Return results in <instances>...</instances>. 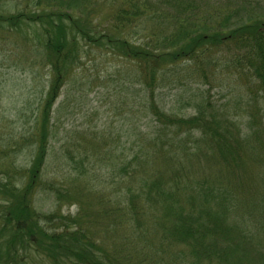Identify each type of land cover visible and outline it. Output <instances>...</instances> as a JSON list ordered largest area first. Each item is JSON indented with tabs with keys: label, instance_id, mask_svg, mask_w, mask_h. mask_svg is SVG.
I'll return each instance as SVG.
<instances>
[{
	"label": "trees",
	"instance_id": "16d2710c",
	"mask_svg": "<svg viewBox=\"0 0 264 264\" xmlns=\"http://www.w3.org/2000/svg\"><path fill=\"white\" fill-rule=\"evenodd\" d=\"M213 1L210 7L215 13L206 20L193 16L200 10L198 0L181 5L173 0H32L33 15L24 17L29 23L27 32L20 21L22 15L4 16L0 5V40L25 32L27 40L38 44L36 53L48 76L31 109L35 124L0 142V264L1 257L6 260L4 264H17L30 247L63 264H132V258L133 264H164L167 258L168 264L172 260L175 264H212L213 259L242 264L240 258L231 261L235 249L226 247L238 239L244 222L251 224V216L264 209V192L246 204L234 180L246 178L249 184L263 185L253 165H264V111L250 104L229 114L209 105L211 83H199L196 75L207 81L204 66L219 46L230 43L248 55L257 51L254 62H243L252 66L255 78L252 99L264 95V23L249 18L226 29L225 22L218 20L219 13L228 10V0ZM102 4L109 8L104 16H100ZM38 7L41 11L35 14ZM171 10H178L177 15L167 14ZM143 15L154 24L178 20L177 33L158 28L167 47L158 42L153 25L146 43L151 48H133L127 30ZM80 44L85 46V53L99 46L109 55L133 58L144 65L141 73L146 82L140 83L139 96L141 100L144 96L146 111L142 117L132 116L135 123L130 122L129 143L113 138L110 143L70 145L67 136L54 137L49 127L52 115L46 116L47 112L62 94L71 73L68 70L77 67ZM28 61L32 67L38 63L35 59L13 63L16 67ZM132 78L138 81V77ZM23 106L29 108L32 103ZM16 112L23 113V108ZM236 115L247 118V131L240 127V120L237 124ZM110 131V127L103 129L105 134ZM13 142L30 146L25 166L10 159L16 152L9 144ZM106 150L112 152L107 154ZM49 151H53L52 161L47 164ZM47 165L59 175L52 181L56 187L45 186L48 190L44 188ZM106 165L114 169L109 179L100 172ZM70 171L75 174L73 179L68 176ZM84 176L85 182L80 183ZM93 180H99L101 186H90ZM75 188L80 191L74 193ZM37 189L47 190L55 199L78 201L79 206L82 190L93 192L101 204V216L96 219L109 231L126 236L123 257L118 256L119 248L92 250L88 244L95 245L75 236L78 228H66L69 224L79 226V220H69L61 213H39L31 198ZM142 207L144 220L137 223L135 216ZM162 213H172L178 219V223L169 224V231L161 228ZM259 214L264 220V214ZM137 232L140 248L134 246ZM16 237L22 241L15 248Z\"/></svg>",
	"mask_w": 264,
	"mask_h": 264
},
{
	"label": "rangeland",
	"instance_id": "374dc122",
	"mask_svg": "<svg viewBox=\"0 0 264 264\" xmlns=\"http://www.w3.org/2000/svg\"><path fill=\"white\" fill-rule=\"evenodd\" d=\"M31 1L0 0V5L4 10L2 15H22L20 21L24 27V31L27 32L29 31V26L28 28L25 26L29 23L27 24L24 17H31L33 15L30 11ZM173 1L178 5L183 3L189 4L190 2V0ZM198 1L200 2V10L198 14L193 16L210 20L208 15L215 13V10L211 11L210 7V5H214V1ZM227 3L229 4L228 10L219 13L220 20H218L225 22L226 29H233L249 18H256L264 23V0H228ZM165 4L167 3L165 2ZM40 11L41 8L38 7L35 10V14L40 13ZM108 11V6L102 4L100 16L106 15ZM177 13L178 10H171L167 14L175 16ZM153 25H155V31L159 37L158 42L165 47H167L168 42L163 41L164 39L159 34L158 28H163L169 33H177L179 29L178 20H173L171 23L168 22L166 25L160 21H156L154 24L147 16H140L136 22L131 23L130 28L127 30V38L132 42L130 44L134 46L133 48H151V45L148 46L146 43L151 33L150 27ZM25 32H21L18 37L8 36L0 40V75L3 77L0 79V142L23 131L22 129L25 127L28 128L35 124L31 122V120L33 121L31 119V109L38 98L41 87L46 86L48 82V76L43 73L44 65L41 57L36 53V46L38 44L27 40ZM79 46L82 52L77 67L75 70H68L71 73L67 76L68 79H65L61 89L62 94L58 97L52 108L50 107L46 115H52V124H49V127L52 128L54 137L56 135L58 137L67 136L70 139V145L83 143L84 141H90V143L98 142V144H101V142L105 143V141L110 143L113 141V138H121L119 140L121 143H129L128 135L131 131V123H135V119L132 116L142 117L146 111L143 104L144 96H142V100L139 96L140 90L143 87L140 83L146 82L145 80L143 81L144 74L141 73L144 65L133 60V58L127 59L117 55H109L108 50L101 49L99 46H95L91 50V53H89L90 51L85 53V46L83 47L82 44ZM257 58V51L248 55L241 48L230 43L219 46L213 57L208 60L210 63L204 66L207 81L196 75L199 83H211L208 97L209 105H213L215 108H222L229 114L240 112L245 106H250V104L264 111V95H255L252 99L251 89L255 85V78L251 74L252 66L249 67L246 65L248 64L247 62H243L249 59L254 62ZM29 59H35L38 63L33 67L31 66L32 61L24 62L21 65L17 64V68L14 66L13 61H25ZM132 77H138V81L135 82ZM252 92L254 91L252 90ZM31 103L32 106L29 108L23 106L24 104L30 105ZM18 107L23 108V113L16 112ZM38 112L40 118L38 117L39 120L36 122L37 128L42 125L41 109H38ZM191 112L190 110L189 113ZM235 119L237 120V124L239 120L241 121L240 127L242 129L248 130L246 117L236 115ZM117 124L119 125L116 126ZM109 127L111 128L110 133L105 134L103 129L108 130ZM58 143L61 144L62 141H58ZM9 144L12 150H16L10 159L16 164L25 166L26 161L24 158L31 153L30 146L19 142ZM105 152L109 154L112 151L106 150ZM52 154L53 151H49L47 164L52 161ZM254 156L257 157L255 154ZM92 160L94 161V158ZM91 163L97 167L92 161ZM251 165H253V162ZM245 166L246 169L249 168L248 165ZM253 167L254 169L258 168V179L263 185L249 184L246 178L239 179L236 177L234 180L235 187L242 190L243 202L246 204H249L247 203L249 200L256 201L254 196L264 192V165H253ZM113 170L112 166L106 165L100 172L102 176L104 175L109 179L111 177L109 173ZM118 175L123 178L124 174L120 173ZM58 176V173L51 166L47 165L44 178L48 185H44V188L47 189V187H53V185L56 187V183L52 181L53 178ZM68 176L73 179L75 174L70 171ZM86 178L85 176L80 178L79 182H85ZM99 180L97 182L96 180L91 181L90 186L92 184L98 187L101 186ZM60 186L63 187L65 185L60 184ZM47 190L41 191V189H37L38 193L32 194V205L39 213H61L68 217L69 220H79V226L69 224L66 225V228H78V234L76 233L75 236L80 239L78 236L80 235L84 243L86 241L95 245L96 248L88 244L92 250L96 251L98 248L102 250L103 248L107 250L119 248L118 256L123 257L126 236L123 234L117 235L113 231H109L106 225H103L96 219L98 216H101V204L94 197L93 192L82 190L80 197L83 199L79 206L78 201H70L65 199L66 197L55 199L49 195ZM79 191V189L75 188L74 193ZM143 198V203H146V195ZM143 210V207L140 208L138 214L135 216L137 223H142L144 220ZM259 213L264 214V209L259 210L255 215L251 216V224L244 222L238 239L227 245L226 248L235 249L234 258L231 261L240 258L242 264H264V220L261 219ZM241 214L243 219L246 220L247 215L244 210L241 211ZM215 216L217 219L220 218V210L217 208L215 209ZM175 223H178L176 216L172 213H162L161 228L163 230L168 229L169 231V224ZM207 230L208 228L205 234L208 233ZM259 231L260 235L258 237ZM63 239H67L66 234L63 235ZM21 241L20 237H16L13 243L14 247L16 248L17 245H20ZM134 241V246L140 248L141 243L139 242L138 232L134 235ZM222 242L225 243V241ZM173 243L175 244V241ZM1 259L3 260L2 264H4L6 260L2 257ZM133 261L134 258H132V264ZM17 264L63 263L58 262V260L49 259L41 252L36 253L34 247H30L22 257L18 258ZM164 264H168V258ZM171 264H175L174 260H172ZM212 264L227 263H220L218 260L213 259Z\"/></svg>",
	"mask_w": 264,
	"mask_h": 264
}]
</instances>
